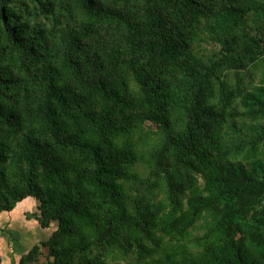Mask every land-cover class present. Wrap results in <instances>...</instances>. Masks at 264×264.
<instances>
[{"label": "trees", "instance_id": "16d2710c", "mask_svg": "<svg viewBox=\"0 0 264 264\" xmlns=\"http://www.w3.org/2000/svg\"><path fill=\"white\" fill-rule=\"evenodd\" d=\"M29 198L19 264H264V0H0V221Z\"/></svg>", "mask_w": 264, "mask_h": 264}, {"label": "rangeland", "instance_id": "374dc122", "mask_svg": "<svg viewBox=\"0 0 264 264\" xmlns=\"http://www.w3.org/2000/svg\"><path fill=\"white\" fill-rule=\"evenodd\" d=\"M37 207L38 202L34 198H29L25 203L17 206L15 211L2 215L0 256L3 259V264H19L22 255L28 254L27 247L40 244L57 226L53 224L54 227L51 229L43 230L36 219H30L29 216L39 213ZM9 232H13V236H10ZM16 240H18L19 246L16 244ZM47 252V249H43L39 259L41 264L46 262Z\"/></svg>", "mask_w": 264, "mask_h": 264}, {"label": "clouds", "instance_id": "9594fccd", "mask_svg": "<svg viewBox=\"0 0 264 264\" xmlns=\"http://www.w3.org/2000/svg\"><path fill=\"white\" fill-rule=\"evenodd\" d=\"M15 211V210H14Z\"/></svg>", "mask_w": 264, "mask_h": 264}]
</instances>
